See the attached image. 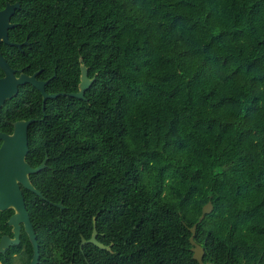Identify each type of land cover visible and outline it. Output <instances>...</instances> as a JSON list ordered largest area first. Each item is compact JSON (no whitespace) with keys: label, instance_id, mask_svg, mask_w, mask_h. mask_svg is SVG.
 Here are the masks:
<instances>
[{"label":"trees","instance_id":"trees-1","mask_svg":"<svg viewBox=\"0 0 264 264\" xmlns=\"http://www.w3.org/2000/svg\"><path fill=\"white\" fill-rule=\"evenodd\" d=\"M7 2L11 42L30 43L3 46L14 69L54 78L48 94L79 92L81 59L96 78L44 110L23 86L0 115L35 121L27 163L48 157L33 177L65 207L48 217L97 216L113 264H199L212 201L205 264H264V0Z\"/></svg>","mask_w":264,"mask_h":264},{"label":"flooded vegetation","instance_id":"flooded-vegetation-1","mask_svg":"<svg viewBox=\"0 0 264 264\" xmlns=\"http://www.w3.org/2000/svg\"><path fill=\"white\" fill-rule=\"evenodd\" d=\"M8 4L11 3L7 2L6 6L1 8L0 11L4 10ZM24 43H13L15 44L14 46H8L17 47L20 50H22L25 45L30 46L29 42ZM4 45L6 44H3V46ZM18 45H22V47L20 48ZM30 67L31 65L28 66V68ZM14 70L17 72L18 77H20L22 74L34 76L37 73L28 74L27 72H24L23 69ZM38 72L39 74L37 75V79L42 82H47V85L50 80L54 79H40L38 77L42 70ZM3 73L4 75L0 77V79L5 77V72L3 71ZM28 85L30 84L25 86ZM20 92L16 97L20 95ZM16 97L12 100H15ZM9 101H7L2 111L6 108ZM16 104L19 103L17 102ZM21 122L28 121H26V119H19V121L13 122L12 119L8 117L6 124L3 122L0 123V134L8 136L13 135L15 132V126ZM11 127L14 129L13 133H11ZM3 145L4 143L0 141V151ZM30 166L37 168V166L34 167L31 164ZM34 175L36 174L30 175V180L32 185L37 189L38 192H40V194L24 187L21 183L20 187L31 223L29 229L34 232L36 242L38 244L39 261L37 264H113L112 254L114 252V242L110 241L109 235L105 236L98 230L97 216L92 217V224L88 219L83 220V222H78L77 224H65L61 220L55 222V220L50 219L48 217L46 202H51V204L58 207L60 211H63L65 207L61 208L55 205L59 203L49 200V198L44 193L45 189L43 188V185H45V180L42 177H33ZM15 214L16 209L14 207H9L4 210L0 209V245L3 238H6V241H13L15 239L19 240L18 243L9 244V247L6 249L5 253H0V264H32L35 256L34 243L32 242L30 233L27 230L25 220L14 219V221H17L15 224H11L9 222ZM95 231L97 232L95 238L96 241L106 246L107 249H101L94 243H91Z\"/></svg>","mask_w":264,"mask_h":264},{"label":"water","instance_id":"water-1","mask_svg":"<svg viewBox=\"0 0 264 264\" xmlns=\"http://www.w3.org/2000/svg\"><path fill=\"white\" fill-rule=\"evenodd\" d=\"M20 8V4H8L4 10L0 11V68L5 72V77L0 79V115L7 101L14 99L19 94L20 87L27 84L33 85L34 88L42 94L43 108H45V104L48 100L57 99L60 96H68L80 100L85 99L87 92L96 82V78L92 79L90 77V69L84 63L83 59H81L82 76L79 86L80 90L77 93L48 94L46 92L47 82H42L37 79L39 72L34 76H28L26 74H22L20 77L17 76V72L11 67L10 63L4 56L2 47L3 44L11 46L15 45L10 40V31L16 28L17 25L12 24L11 20L16 14V11ZM18 47L21 48L22 45H18ZM34 123V119H31V121L28 122L18 123L15 126L14 134L11 136L0 134V141L4 143L0 151V209L4 210L9 207H14L16 209V214L9 221L11 224H15V222L17 223L14 219H23L26 221L27 230L30 233L31 240L35 247V256L32 264H37L39 261L38 244L34 232L29 229L31 223L20 187L21 183L24 187L40 194V192H38L32 185L30 175L43 171L46 168V162L48 160V157H46L44 162L37 168L31 167L30 164L27 163V157L29 155V129ZM55 205L61 208L64 207L62 203ZM213 211L214 204L211 201L204 208L199 223L195 225L193 230H191V233L193 234V237L191 238V244L193 246L192 252L194 254V260L199 264H205L206 251L196 242L198 228L207 215L211 214ZM96 235L97 232L95 231L91 243H94L101 249H107L106 246L96 241ZM18 242V239L6 241V238H3L0 245V253H5L9 244H15Z\"/></svg>","mask_w":264,"mask_h":264}]
</instances>
